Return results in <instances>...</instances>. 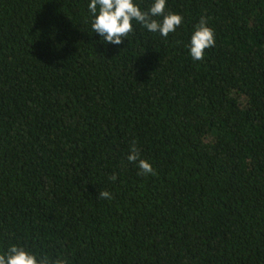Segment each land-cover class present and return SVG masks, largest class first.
<instances>
[{"label":"trees","instance_id":"1","mask_svg":"<svg viewBox=\"0 0 264 264\" xmlns=\"http://www.w3.org/2000/svg\"><path fill=\"white\" fill-rule=\"evenodd\" d=\"M90 2L0 0V254L264 264V0H166L174 33L133 21L120 45Z\"/></svg>","mask_w":264,"mask_h":264},{"label":"clouds","instance_id":"2","mask_svg":"<svg viewBox=\"0 0 264 264\" xmlns=\"http://www.w3.org/2000/svg\"><path fill=\"white\" fill-rule=\"evenodd\" d=\"M93 15L92 30L103 37L108 44L120 45L133 34V21L146 28L149 32L159 33L167 38L183 23V16L171 12L166 13V0H154L148 11H142L134 0H91L88 5ZM162 17V21L154 19ZM215 46V33L207 26L205 18H201L190 40V55L194 61L204 58L206 49ZM139 151L133 146L127 159L130 163L138 161ZM138 167L141 175H155L150 163L139 159ZM110 179L115 180L113 175ZM101 198L111 199L107 191L99 193ZM0 264H50L47 256L37 257L24 247L11 246L7 253L0 254ZM54 264H67L63 259L55 260Z\"/></svg>","mask_w":264,"mask_h":264}]
</instances>
